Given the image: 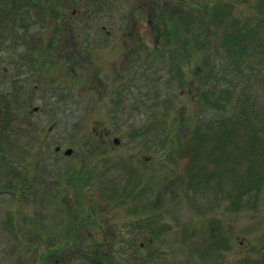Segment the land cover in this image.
I'll list each match as a JSON object with an SVG mask.
<instances>
[{"label":"rangeland","instance_id":"rangeland-1","mask_svg":"<svg viewBox=\"0 0 264 264\" xmlns=\"http://www.w3.org/2000/svg\"><path fill=\"white\" fill-rule=\"evenodd\" d=\"M0 109V264H264V0H0Z\"/></svg>","mask_w":264,"mask_h":264},{"label":"water","instance_id":"water-1","mask_svg":"<svg viewBox=\"0 0 264 264\" xmlns=\"http://www.w3.org/2000/svg\"><path fill=\"white\" fill-rule=\"evenodd\" d=\"M35 108V107H34ZM71 151V149L70 148H65L64 149V153H69Z\"/></svg>","mask_w":264,"mask_h":264},{"label":"flooded vegetation","instance_id":"flooded-vegetation-1","mask_svg":"<svg viewBox=\"0 0 264 264\" xmlns=\"http://www.w3.org/2000/svg\"><path fill=\"white\" fill-rule=\"evenodd\" d=\"M112 141H113V142H115V141H116V138H115V137H113V138H112Z\"/></svg>","mask_w":264,"mask_h":264},{"label":"trees","instance_id":"trees-1","mask_svg":"<svg viewBox=\"0 0 264 264\" xmlns=\"http://www.w3.org/2000/svg\"><path fill=\"white\" fill-rule=\"evenodd\" d=\"M1 110V109H0Z\"/></svg>","mask_w":264,"mask_h":264}]
</instances>
